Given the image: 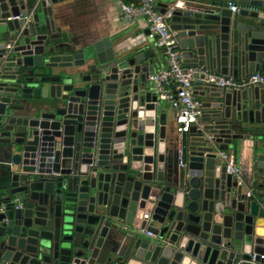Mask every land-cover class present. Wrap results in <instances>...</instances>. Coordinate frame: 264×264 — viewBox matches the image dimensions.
<instances>
[{
  "label": "water",
  "instance_id": "95a60500",
  "mask_svg": "<svg viewBox=\"0 0 264 264\" xmlns=\"http://www.w3.org/2000/svg\"><path fill=\"white\" fill-rule=\"evenodd\" d=\"M65 1L0 0L17 40L0 45V264H264V193H247L264 189V84L201 72L202 111L178 133L148 79L160 45L78 42ZM170 23L185 66L264 74V0H190ZM245 137L249 182L220 154Z\"/></svg>",
  "mask_w": 264,
  "mask_h": 264
},
{
  "label": "built area",
  "instance_id": "2783aa9c",
  "mask_svg": "<svg viewBox=\"0 0 264 264\" xmlns=\"http://www.w3.org/2000/svg\"><path fill=\"white\" fill-rule=\"evenodd\" d=\"M123 19L133 21L142 18L149 30L146 38L154 39L161 47L165 58L166 67L159 68L149 74L148 79L159 97L174 109L175 130L178 133L187 132L196 116L202 111L201 99L192 92V81L201 72L205 78L220 87L237 89L250 84H264V74L250 73L243 78L234 79L231 75L210 72L202 66H185L182 53L179 49L175 31L170 28L172 12L176 8H185L188 0H172L166 11L157 10L158 0H117ZM231 12L238 9V4L227 1ZM0 66V70H1ZM172 85V87H171ZM221 158L225 162L227 171L239 176V167L236 156L226 151H221ZM180 164L181 161L179 162ZM250 194V190L247 191ZM144 217L146 215L144 214Z\"/></svg>",
  "mask_w": 264,
  "mask_h": 264
},
{
  "label": "crops",
  "instance_id": "0c3cea01",
  "mask_svg": "<svg viewBox=\"0 0 264 264\" xmlns=\"http://www.w3.org/2000/svg\"><path fill=\"white\" fill-rule=\"evenodd\" d=\"M171 1L158 0L160 7H163L164 4L169 5ZM233 2L235 3V1ZM64 3L63 16L65 20L71 21L68 31L77 38L78 42L89 43L98 38H103V36H110L115 54L126 55L138 48L137 43H140V46L147 43V38L144 36V31L147 29L145 20L140 17L133 21L123 19L117 0H66ZM166 65L162 51L154 71L166 67ZM163 105L167 108V119L175 126L174 109L167 102H164ZM237 150L236 152L233 148H229L226 149V152L236 156L239 176L249 182L255 169V152L252 139L245 137L238 144ZM259 183L256 182L254 185L252 181L247 187L248 190L254 192L260 190L264 193L263 188L257 187Z\"/></svg>",
  "mask_w": 264,
  "mask_h": 264
},
{
  "label": "flooded vegetation",
  "instance_id": "af4514ba",
  "mask_svg": "<svg viewBox=\"0 0 264 264\" xmlns=\"http://www.w3.org/2000/svg\"><path fill=\"white\" fill-rule=\"evenodd\" d=\"M5 9V6L4 5H2L1 6V9ZM1 9H0V19H1ZM16 12H18L17 10H16ZM40 13V11H38V10H34L33 8L31 9H29V12H28V14H29V17H30V19L31 18H33V17H35V15L37 14V13ZM15 17H18V16H15ZM1 25V24H0ZM0 31H1V26H0ZM11 43H16L17 44V40L15 39V38H13L12 36H10V35H7V34H4V35H2V36H0V45H5L6 47L7 46H9Z\"/></svg>",
  "mask_w": 264,
  "mask_h": 264
},
{
  "label": "trees",
  "instance_id": "16d2710c",
  "mask_svg": "<svg viewBox=\"0 0 264 264\" xmlns=\"http://www.w3.org/2000/svg\"><path fill=\"white\" fill-rule=\"evenodd\" d=\"M254 185L256 184V183H253Z\"/></svg>",
  "mask_w": 264,
  "mask_h": 264
}]
</instances>
